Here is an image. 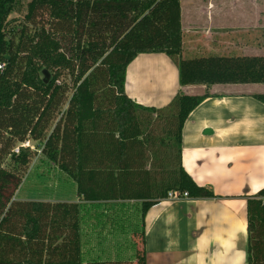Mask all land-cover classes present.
<instances>
[{"label": "trees", "instance_id": "obj_1", "mask_svg": "<svg viewBox=\"0 0 264 264\" xmlns=\"http://www.w3.org/2000/svg\"><path fill=\"white\" fill-rule=\"evenodd\" d=\"M19 1L0 0V264H145L120 254L85 261L83 227L107 222L123 235L172 190L215 194L181 163L184 121L206 95L180 91L163 108L142 106L125 92L127 65L164 53L183 86L264 83V56L183 59L179 0H30L9 28ZM30 139L74 182L78 201L14 197L38 151L22 145ZM263 197L264 188L246 201L247 264H264Z\"/></svg>", "mask_w": 264, "mask_h": 264}, {"label": "crops", "instance_id": "obj_2", "mask_svg": "<svg viewBox=\"0 0 264 264\" xmlns=\"http://www.w3.org/2000/svg\"><path fill=\"white\" fill-rule=\"evenodd\" d=\"M179 2L181 56H264V0ZM180 91L206 95L184 121L181 163L215 196L164 198L140 211L138 231L114 238L125 237L135 249L119 245L111 259L120 254L145 264H247L246 201L264 188V103L256 97L264 94V83L183 86L164 53H140L127 65L125 92L137 104L163 108Z\"/></svg>", "mask_w": 264, "mask_h": 264}, {"label": "rangeland", "instance_id": "obj_3", "mask_svg": "<svg viewBox=\"0 0 264 264\" xmlns=\"http://www.w3.org/2000/svg\"><path fill=\"white\" fill-rule=\"evenodd\" d=\"M30 0H20L17 6V10L11 13L8 17L9 28H19L24 20V15L26 14L27 3ZM228 55V54H226ZM232 55V54H231ZM234 55H242L234 54ZM195 57L193 54L187 52L182 54L183 59H191ZM70 94V93H69ZM66 105L64 106V108ZM169 111H175L176 108L169 106L166 108ZM156 116L155 114L153 115ZM171 118L172 116L169 115ZM168 115L166 112L162 113V117L157 118L159 122L157 125H167ZM156 125V126H157ZM171 125V124H170ZM163 126L160 127L163 130ZM162 132L160 131V134ZM32 150H37L36 154L32 158L30 164L22 170V183L14 196L15 198H37V199H77L76 188L74 182L69 180L64 173L58 171L53 165L48 163V161L40 154V148H37V142L34 140H27L24 142ZM18 145V144H17ZM3 167L11 169L12 164L9 158L3 164ZM79 200V199H78ZM134 220V219H133ZM94 225L88 224L85 228L83 242V252L84 260L98 258V253H105L106 258H111L120 246L130 247V243L125 237H120V239H114L117 234L109 233L110 228L107 222H104L100 227H93ZM132 227L130 226V229ZM111 236V238L109 237ZM100 241V243L97 242ZM101 241H104L101 243ZM111 241V242H109ZM97 256V257H96ZM101 257V256H99Z\"/></svg>", "mask_w": 264, "mask_h": 264}, {"label": "built area", "instance_id": "obj_4", "mask_svg": "<svg viewBox=\"0 0 264 264\" xmlns=\"http://www.w3.org/2000/svg\"><path fill=\"white\" fill-rule=\"evenodd\" d=\"M23 146H25L26 144L23 143ZM15 152H18V148H15ZM188 197L187 192H180L179 190H172L170 192H168L167 197L168 199L171 200H178L181 198H186ZM263 204H264V197L262 198Z\"/></svg>", "mask_w": 264, "mask_h": 264}, {"label": "water", "instance_id": "obj_5", "mask_svg": "<svg viewBox=\"0 0 264 264\" xmlns=\"http://www.w3.org/2000/svg\"><path fill=\"white\" fill-rule=\"evenodd\" d=\"M4 57L6 59H9V55H7V54ZM42 74H43V77H44V82H47L49 80V78H50L49 71L47 69H43Z\"/></svg>", "mask_w": 264, "mask_h": 264}]
</instances>
